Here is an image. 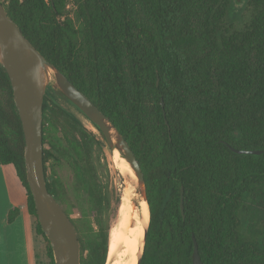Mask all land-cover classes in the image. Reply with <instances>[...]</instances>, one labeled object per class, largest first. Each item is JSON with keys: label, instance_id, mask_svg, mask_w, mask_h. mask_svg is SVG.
<instances>
[{"label": "trees", "instance_id": "16d2710c", "mask_svg": "<svg viewBox=\"0 0 264 264\" xmlns=\"http://www.w3.org/2000/svg\"><path fill=\"white\" fill-rule=\"evenodd\" d=\"M234 3L76 0L72 19L65 14L67 0L2 2L30 43L105 113L133 150L149 206L139 264H191L193 236L202 264H264V0H244L242 23L231 17ZM60 116L79 137L65 131L48 140ZM93 141L72 115L44 98L47 189L61 205L59 181L48 179L47 163L65 158L91 203V219H73L61 206L77 232L80 264H105L108 251L105 196L86 153ZM230 146L261 153L238 154ZM10 163L35 218L22 127L0 64V164ZM15 214L10 211L8 220ZM35 230L52 259L36 218Z\"/></svg>", "mask_w": 264, "mask_h": 264}, {"label": "water", "instance_id": "95a60500", "mask_svg": "<svg viewBox=\"0 0 264 264\" xmlns=\"http://www.w3.org/2000/svg\"><path fill=\"white\" fill-rule=\"evenodd\" d=\"M0 64L8 75L22 127L25 174L35 209V218L49 242L54 264H80V243L74 225L46 186L42 144L43 100L48 97L52 103L60 107L54 101V94L48 91L51 82L53 92L73 104L91 122L102 141L122 154L136 177L141 199L134 200L133 205L139 208L140 202L144 200L148 208L147 220H141L143 233L137 243L136 264H139L149 225V206L143 172L133 150L105 113L30 43L19 26L6 13L1 1ZM161 104L163 105L162 102ZM69 114L77 120L73 114ZM230 149L238 154L261 153V150L236 149L231 146ZM179 205L184 217L182 187ZM134 225L135 220H132L131 226ZM192 239L191 264H202L194 236ZM121 249L122 247L118 246L117 252ZM116 254L112 256L111 261ZM107 258L105 264H107ZM129 258L130 255L126 256L125 260Z\"/></svg>", "mask_w": 264, "mask_h": 264}, {"label": "rangeland", "instance_id": "374dc122", "mask_svg": "<svg viewBox=\"0 0 264 264\" xmlns=\"http://www.w3.org/2000/svg\"><path fill=\"white\" fill-rule=\"evenodd\" d=\"M1 1L6 2L7 0ZM76 6V0H67L65 9L66 16L74 19ZM241 8L244 9V13H247L246 8L244 7V0H236L231 13L232 18L234 16L237 17L235 23H242L246 21L248 17L247 16L244 19L242 18L241 12H239ZM83 54V51L78 49V57L80 59V66L82 69V79L85 80L86 67L84 64ZM48 87V91L51 94H54V101L57 102L60 107H62L61 109L65 113L73 114L80 123V127L94 139V141L88 146L89 148L86 149V153L89 157V165L92 166V171L95 174L100 189L105 196L101 217L103 219L104 225L109 227L110 232L111 227L117 221L118 207L123 195L125 196L126 200H129V203L132 207V212L137 208L133 205V201L139 200L141 198L137 189L136 177L134 173L133 175L129 173L127 168L128 163L122 154L117 149L109 147L105 142L102 141L99 133L92 126L91 122L84 118L79 112H77L76 109L67 102V100L61 98L53 92L54 90L52 82ZM58 120L60 124L56 127L57 129L52 127V129H49V131L46 133L49 141L54 142L55 140L59 139V135L62 136L60 132L65 133V131L76 133V136L79 137V134L76 132L77 130L72 128L68 119L60 116ZM61 141L66 144L64 138H62ZM45 147L49 148V144L46 143ZM8 167L12 173L15 174V182H18L14 165L9 164ZM47 167L49 175L48 179L51 180L56 178L59 181L61 196L63 198L61 201V206L70 212V217L73 219H78L84 215L88 219H91L89 215L91 211V203L88 199L86 191L76 178L69 161L65 158H60L58 161L52 159L47 163ZM37 235L38 240L36 243V248L37 255H40L41 257L40 264H54L53 255L51 259L47 253V243L45 239L41 235ZM108 260L109 259L107 258V261Z\"/></svg>", "mask_w": 264, "mask_h": 264}, {"label": "crops", "instance_id": "0c3cea01", "mask_svg": "<svg viewBox=\"0 0 264 264\" xmlns=\"http://www.w3.org/2000/svg\"><path fill=\"white\" fill-rule=\"evenodd\" d=\"M8 165L0 164V264H40L35 218L28 211L27 191L18 176L15 182ZM10 211L16 214L8 220Z\"/></svg>", "mask_w": 264, "mask_h": 264}, {"label": "bare ground", "instance_id": "6f19581e", "mask_svg": "<svg viewBox=\"0 0 264 264\" xmlns=\"http://www.w3.org/2000/svg\"><path fill=\"white\" fill-rule=\"evenodd\" d=\"M69 104L72 105L76 109V111L80 113V111L73 104ZM82 116L86 118L84 115ZM127 168L129 170V173L133 175V172L128 164ZM147 213L148 208L144 200L140 202L139 208L134 209L132 212V207L129 203V200H126L124 195L122 196L120 205L118 207L117 221L111 227L109 232V260L107 261V264H136L137 243L138 239L142 237L143 233L141 220H147ZM132 220H135V225L133 227L131 226ZM118 246H121L122 249L117 252ZM115 253L117 254L111 261L112 256ZM128 255H130V258L128 260H125L126 256Z\"/></svg>", "mask_w": 264, "mask_h": 264}, {"label": "built area", "instance_id": "2783aa9c", "mask_svg": "<svg viewBox=\"0 0 264 264\" xmlns=\"http://www.w3.org/2000/svg\"><path fill=\"white\" fill-rule=\"evenodd\" d=\"M1 1V0H0Z\"/></svg>", "mask_w": 264, "mask_h": 264}]
</instances>
